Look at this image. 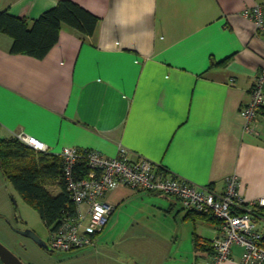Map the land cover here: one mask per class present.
Listing matches in <instances>:
<instances>
[{
  "label": "crops",
  "instance_id": "1",
  "mask_svg": "<svg viewBox=\"0 0 264 264\" xmlns=\"http://www.w3.org/2000/svg\"><path fill=\"white\" fill-rule=\"evenodd\" d=\"M59 1L0 0V10L32 20ZM72 1L98 18L95 32L63 25L43 58L11 53L0 32V136L34 138L55 154L70 146L112 157L123 146L198 187L223 192L237 174L243 197L264 195V106L256 133L240 115L264 71V35L243 10L264 0ZM143 196L177 208L170 195L120 185L105 196L106 224ZM183 209L193 242L221 236L220 222ZM257 223L264 234V209ZM193 253L178 259L212 264L213 253ZM241 255L233 245L224 264H243Z\"/></svg>",
  "mask_w": 264,
  "mask_h": 264
},
{
  "label": "built area",
  "instance_id": "2",
  "mask_svg": "<svg viewBox=\"0 0 264 264\" xmlns=\"http://www.w3.org/2000/svg\"><path fill=\"white\" fill-rule=\"evenodd\" d=\"M258 32L264 35L263 5L255 4L243 10ZM250 100L240 110L245 132L256 133L257 115L264 106V71L256 77ZM36 150L47 151V146L34 138L17 136ZM64 160L63 184L74 203L60 224L50 231L49 243L57 251H68L95 245L97 234L104 228L113 206L106 194L120 185L136 190L155 191L174 196L189 212L210 214L221 222V236L212 244V264H224L231 259L232 246L242 248L243 264H264V234L259 230L256 209L264 208V195L247 200L240 191L237 174L226 177L223 192L208 186L198 187L185 180L167 176L151 160L130 157L121 146L115 156H107L92 149L65 146L60 152ZM86 164V174L78 169Z\"/></svg>",
  "mask_w": 264,
  "mask_h": 264
},
{
  "label": "rangeland",
  "instance_id": "3",
  "mask_svg": "<svg viewBox=\"0 0 264 264\" xmlns=\"http://www.w3.org/2000/svg\"><path fill=\"white\" fill-rule=\"evenodd\" d=\"M54 184L48 188L54 189ZM170 198L177 202L174 211L148 196L130 201L117 208L95 245L49 254L18 231L32 228L46 242L50 240V231L38 212L0 169V242L32 264H188L178 258L182 254L184 259H194L192 226L182 223L180 200Z\"/></svg>",
  "mask_w": 264,
  "mask_h": 264
},
{
  "label": "trees",
  "instance_id": "4",
  "mask_svg": "<svg viewBox=\"0 0 264 264\" xmlns=\"http://www.w3.org/2000/svg\"><path fill=\"white\" fill-rule=\"evenodd\" d=\"M97 22L93 13L72 0H61L32 20L0 10V32L13 40L10 52L36 58L45 57L57 43L63 25L80 34L92 35ZM0 169L15 191L35 208L49 231L54 230L68 213L74 212L71 195L63 184L64 160L60 154L36 150L17 136H0ZM78 171L86 174L84 162ZM52 183L59 185L58 192L48 188ZM263 209L255 210L257 217ZM196 215L220 222L210 214ZM194 243L196 251L214 254L211 242L194 238Z\"/></svg>",
  "mask_w": 264,
  "mask_h": 264
},
{
  "label": "water",
  "instance_id": "5",
  "mask_svg": "<svg viewBox=\"0 0 264 264\" xmlns=\"http://www.w3.org/2000/svg\"><path fill=\"white\" fill-rule=\"evenodd\" d=\"M15 201V200H14ZM20 233L32 238L38 244L44 247H48L45 241L41 239L37 233H35L30 228H25L23 230H18ZM48 249H51L48 247ZM0 261L3 264H26L24 263L15 253H13L7 246L0 242Z\"/></svg>",
  "mask_w": 264,
  "mask_h": 264
},
{
  "label": "flooded vegetation",
  "instance_id": "6",
  "mask_svg": "<svg viewBox=\"0 0 264 264\" xmlns=\"http://www.w3.org/2000/svg\"><path fill=\"white\" fill-rule=\"evenodd\" d=\"M31 230H33L32 228H30ZM35 233H37L35 230H33ZM38 234V233H37ZM26 236V235H25ZM38 236L41 238V239H43L39 234H38ZM28 239H31V240H33L32 238H30V237H28V236H26ZM34 241V243L38 246V247H40V248H42L44 251H46V253H49V254H52L53 252H55V251H57L56 249H54V248H52L51 247V245H50V243H49V241L48 242H46L44 239H43V241H45V243L47 244V246L49 247V248H51V249H48V247L46 248V247H44V246H41L40 244H38L35 240H33ZM20 258V257H19ZM21 259V258H20ZM22 260V259H21ZM25 263V262H24ZM0 264H3L1 261H0ZM26 264H32V263H26Z\"/></svg>",
  "mask_w": 264,
  "mask_h": 264
}]
</instances>
